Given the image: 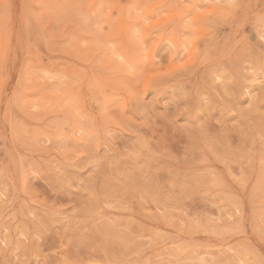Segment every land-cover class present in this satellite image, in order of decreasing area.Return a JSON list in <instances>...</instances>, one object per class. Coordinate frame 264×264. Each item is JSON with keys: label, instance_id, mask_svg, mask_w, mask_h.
Returning a JSON list of instances; mask_svg holds the SVG:
<instances>
[{"label": "rangeland", "instance_id": "1", "mask_svg": "<svg viewBox=\"0 0 264 264\" xmlns=\"http://www.w3.org/2000/svg\"><path fill=\"white\" fill-rule=\"evenodd\" d=\"M0 264H264V0H0Z\"/></svg>", "mask_w": 264, "mask_h": 264}]
</instances>
